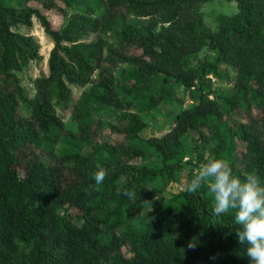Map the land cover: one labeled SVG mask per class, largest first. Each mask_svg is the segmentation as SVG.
Listing matches in <instances>:
<instances>
[{"label":"trees","instance_id":"trees-1","mask_svg":"<svg viewBox=\"0 0 264 264\" xmlns=\"http://www.w3.org/2000/svg\"><path fill=\"white\" fill-rule=\"evenodd\" d=\"M211 1L0 0V264H249L235 210L215 216L207 182L196 193L185 187L133 223L149 184L180 182L184 169L190 182L212 159L225 160L234 177L252 173L264 184V0H224L237 13L220 16L216 32L203 27L198 13ZM52 10L63 20L57 31L46 17ZM33 19L53 49L47 76L34 81L35 94L28 97L19 74L40 60V48L18 30L31 28ZM141 19L158 20L161 28L152 33ZM89 35L98 39L85 43ZM109 35L119 48H139L149 62L106 50ZM206 50L212 57L192 67ZM125 63L137 65L131 85L115 86L113 70ZM222 66L235 69L232 99L247 122H222L235 107L210 86L209 77L219 79ZM150 78L157 84L149 85ZM172 83L199 94L162 138L140 149L109 147L108 157L98 147L78 153L77 143L99 130L93 103L146 114L170 96ZM78 88L83 93L74 103ZM254 107L260 120L252 116ZM69 109L64 121L59 113ZM125 120L127 138L144 129L137 118ZM187 143L192 149L184 163ZM235 143L244 149L237 160ZM149 155L147 167L125 162ZM100 169L108 175L97 185Z\"/></svg>","mask_w":264,"mask_h":264},{"label":"rangeland","instance_id":"rangeland-1","mask_svg":"<svg viewBox=\"0 0 264 264\" xmlns=\"http://www.w3.org/2000/svg\"><path fill=\"white\" fill-rule=\"evenodd\" d=\"M31 7L38 8L40 11L42 7L37 3H31ZM198 13L201 17V22L203 27L212 32H216L218 30V22L217 19L220 16L232 17L237 13L236 5L234 3L228 4L224 0H213L209 3L202 4L199 6ZM46 17L49 20L51 27L54 31H57L62 24V16L58 14L55 10L46 11ZM139 22L143 23V28H149L148 30L152 33H156L161 28V23H157L158 20H147L141 19ZM20 33L29 35L33 37L38 45H39V55L40 60L37 62H31L26 69L19 74V78L21 81V85L24 88V91L28 95V97H32L35 94V88L33 87L34 81L38 79L40 76H47L48 74V59L51 50L53 49V43L49 36H47L41 26L39 25L36 19H33V25L31 28H20L18 30ZM98 39L97 35H89L85 37V43L95 42ZM106 43V50H116L123 53L130 59H135L141 57L142 60L149 62L146 57H143L142 51L136 47H121L119 48L116 44V41L112 38L111 35L104 39ZM212 57V54L209 51H203L198 55V58L192 61V67L197 66L199 61L209 60ZM136 64H119L114 68L113 75L115 80V86L122 84L124 87L126 84L131 85L130 81V73L132 69H134ZM137 66V65H136ZM236 75L235 69L229 66H222L219 69V79L209 77L210 86L212 91L216 92L221 96V98L230 100L231 105H234V112L229 115H223L222 122L227 125H236V123L247 122L248 117L243 114V112L236 111L238 107H236L237 102H234L232 98L233 96V82L234 77ZM149 85L157 84L155 78H150ZM155 80V81H154ZM151 88V86H149ZM171 94L170 96H166L165 100L152 112L146 114H140L135 109L129 108L126 110L123 108L122 110H115L113 108H100V106L96 104L91 105L92 111V120L94 123L98 124L99 130L95 132L94 135H91V138H88L84 142H78L76 148L78 153L81 154H91L93 152V148H97L100 150L101 154L104 157H108L111 152H107L106 150L111 148H115L116 146L124 147L127 150H131L133 148L140 149L142 146H146L148 141L151 139H160L165 134H167L174 127V118L177 114L184 110L190 109L195 105L193 97H196L199 92L196 88L188 90L182 86L176 85L172 83L171 86ZM73 102L80 97L83 91L78 89H73ZM152 92V91H151ZM119 98L123 99V102H127L124 99V92L120 91ZM210 100H215V96L210 97ZM253 118L256 120H260L263 116L262 112L259 111L257 107L252 108L251 110ZM61 118L66 121L67 117L70 115V109L61 114L59 113ZM132 116L134 118L139 119V121L144 125V129L140 132L136 133L135 136L126 137L125 135V125L127 121L126 117ZM94 130L96 125L92 127ZM112 129H116L119 131H112ZM212 146L213 143H209ZM214 145V144H213ZM242 145L235 143L234 151H233V159L237 160L240 158L241 153H243ZM187 155L184 159V163L188 161L190 158V150L192 149L191 144H186ZM207 148H205L206 150ZM106 151V152H105ZM206 159L209 156V152H205ZM150 159V160H149ZM149 159L144 160L141 157L130 159L129 161H125L128 165L132 167H147L150 165V162L153 160V157L149 155ZM195 162H192V166H194ZM199 168H202L199 166ZM196 169L195 173L198 172ZM186 169L180 172L179 179L180 182H175L169 178H165L163 181L159 182L156 180L154 183L149 184L147 188L146 196L136 205L135 208V219L133 221L134 224H137L141 217H146L149 213H152L157 207H159L162 203L170 200L177 193L184 190L187 187L189 180L186 175ZM68 213H72L73 215H79V211H75L73 209H68ZM134 216V215H133ZM127 256V255H126Z\"/></svg>","mask_w":264,"mask_h":264},{"label":"clouds","instance_id":"clouds-1","mask_svg":"<svg viewBox=\"0 0 264 264\" xmlns=\"http://www.w3.org/2000/svg\"><path fill=\"white\" fill-rule=\"evenodd\" d=\"M107 170L100 169L94 175L101 184ZM207 182L213 198V214L217 217L235 210L234 222L240 225L238 241L246 246L249 264H264V184L255 174L244 179L234 177L225 160L212 159L187 185L190 193L198 192Z\"/></svg>","mask_w":264,"mask_h":264}]
</instances>
